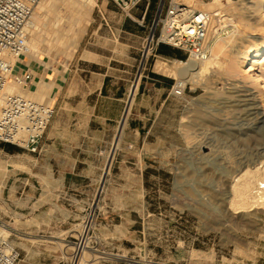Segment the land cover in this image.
<instances>
[{
	"label": "rangeland",
	"instance_id": "rangeland-1",
	"mask_svg": "<svg viewBox=\"0 0 264 264\" xmlns=\"http://www.w3.org/2000/svg\"><path fill=\"white\" fill-rule=\"evenodd\" d=\"M160 1H150L147 10L143 5L129 17L111 1L96 0L76 42L70 38L79 30L80 15L69 1L44 0L35 7L34 19L41 18L50 28L39 29L38 49L28 46L21 60L66 77L60 92L53 90L55 83L43 101L55 104L57 123L70 111L75 113L82 99H93L91 92L101 85L106 94L122 98L124 109L136 84L137 90L118 145L115 137L112 145L100 150L105 167L95 172L96 183L70 181V192L83 201L36 204V155L13 146L6 150L0 144V228L18 249L16 264H78L81 257L73 258L74 243L82 235L87 248L79 264H264V209L236 213V205L230 203L233 178L245 169L243 165L264 161V124L254 120L264 112L262 83L245 80L238 70L240 74L226 71L220 61L201 84L187 83L182 98L173 96L177 80L155 72L154 64L157 60L185 62L186 55L170 48L168 55L155 53L146 65L141 62ZM170 1L164 0V9ZM211 1L192 0L194 4ZM232 1L221 2L227 20L218 17L215 41L225 38L230 45L239 36L261 38L252 24L260 14L252 13L256 19L250 25L244 17L247 10L241 8L243 1ZM55 7L60 10L56 17L51 14ZM255 68L259 70V65ZM44 77L48 78L46 73ZM231 81L242 85L238 95L252 93L255 98L224 99L230 90L221 87H229ZM33 88L34 84L27 90ZM141 95L152 104L167 102L159 116L158 105L146 113V123L155 122L143 154L134 156L121 151L125 138H132L129 123ZM133 141L126 146L132 148ZM123 160L141 162L143 167L120 166ZM23 178L34 184L11 185Z\"/></svg>",
	"mask_w": 264,
	"mask_h": 264
},
{
	"label": "built area",
	"instance_id": "built-area-1",
	"mask_svg": "<svg viewBox=\"0 0 264 264\" xmlns=\"http://www.w3.org/2000/svg\"><path fill=\"white\" fill-rule=\"evenodd\" d=\"M109 1L131 17V13L143 5L147 10L151 0ZM39 2L40 0H0V144L17 147L30 154L39 152L40 141L56 114L55 104L37 102L19 94L6 95L5 90L12 84L25 90L33 82L32 71L20 67V64L28 51L27 25ZM145 12L141 17L142 21ZM212 17V12L195 10L175 0L170 1L164 9V0H161L153 20V28L141 50L142 64L146 65L160 46L184 53L185 62L190 59L199 62L207 60L216 39ZM185 90L186 84L180 80L175 81L172 86L173 96L176 98H182ZM128 148L131 149V146ZM74 245L73 258L78 259L87 248L84 236ZM19 256L11 236L0 237V264H16Z\"/></svg>",
	"mask_w": 264,
	"mask_h": 264
},
{
	"label": "crops",
	"instance_id": "crops-1",
	"mask_svg": "<svg viewBox=\"0 0 264 264\" xmlns=\"http://www.w3.org/2000/svg\"><path fill=\"white\" fill-rule=\"evenodd\" d=\"M170 50L165 46L160 47ZM174 50V49H173ZM176 52V51H175ZM175 52L171 55L175 56ZM22 68H28L32 71L33 82L28 89L39 80L40 75L46 73L48 79L56 83L54 91L59 93L66 77L61 73L50 74L36 63L28 61L27 64H20ZM95 94L93 99L84 98L79 107L70 111L69 116L63 122L53 121L50 128L46 131L39 144V152L36 154V204L44 206L63 200L83 201L77 199L78 195L72 194L70 181L75 179L82 185L87 183L95 184V172L104 170L105 158L103 151H100L104 145H112V141L118 133V127L124 113V102L119 95H108L105 93L104 85L92 91ZM167 99L157 100L153 104L147 102L141 95L138 103L135 105L132 123H129V130L132 132V138H125L122 153H130L134 156L143 154V147L147 146V139L152 131V124L145 117L147 112H153L158 105L159 116L162 107ZM145 120V121H144ZM134 140V141H133ZM129 141L134 142V146L129 149L126 145ZM141 143V145H140ZM62 145L61 149L58 146ZM129 164L133 167L129 169H139L143 164L140 162H119L120 166ZM89 171L94 172L89 176ZM34 180L23 178L17 179L11 185L31 186ZM25 193V190H22ZM43 202V203H42Z\"/></svg>",
	"mask_w": 264,
	"mask_h": 264
},
{
	"label": "bare ground",
	"instance_id": "bare-ground-1",
	"mask_svg": "<svg viewBox=\"0 0 264 264\" xmlns=\"http://www.w3.org/2000/svg\"><path fill=\"white\" fill-rule=\"evenodd\" d=\"M43 1L44 0H42V2H39V5H40V3L42 4ZM67 1H69V3L71 4L70 5L68 3L69 6H72L73 10L76 11V13L80 15V16H78V18H77L78 20L76 21L77 22L76 24H78L79 30L78 31L75 30L76 32H74L70 38L71 41L76 42L81 36L82 28H84V23H86L88 21V18H86V17L89 16L92 9L96 6V0H67ZM176 1L180 2L184 5H188L189 7H192V8L194 6L195 10L212 12L213 13L212 28H213V31L215 33V37L219 34V32H218L219 30H218V28H216L218 26L216 24L218 21V17L220 18V16L221 17L224 16L223 18L225 19V15H227V14H224L221 10L222 0H212L211 2H209L207 4H201L202 2L199 4H194L192 2V0H176ZM224 1L226 4L233 3L232 0H224ZM241 1H243L241 3L243 5L241 8L245 9V11L247 10V12H246L247 14L245 12H243L241 15V18L243 17V15L245 13L246 14V16H244L246 18L245 20L250 21L251 19L254 18L255 13L260 14L259 15L260 18L259 19L254 18L256 20L253 21L252 24L254 25V27H256L258 29V31L261 32V34H259V35H261V38L260 37L259 38H256V37L251 38V36H249V37L239 36L230 45L225 44L226 43L225 38H218L214 42L213 48L211 50V52L212 51L213 52H212L210 58H208L207 60L202 61V62L196 61L194 59H190L187 62H181L178 60H174L171 62V64H168L167 62H165L163 60H157L154 64V71L157 73H160L162 75L173 77L177 81L180 80L184 84L191 83L193 85H199L202 83L203 78L207 74H210L212 72V70L214 71V69L216 67H218V65L221 61L222 64H224L226 71L231 72V73H236V71L238 70L239 72H241V76L244 79L247 78V79L251 80V82H253V84H257V85H260V83H262L261 88L264 89V0H248L246 2H244V0H241ZM47 3L48 2H46V5H47ZM57 4H59V2ZM62 4H64V3H62ZM62 4H61V6H62ZM37 6H38V4H37ZM56 6H58V5H56ZM51 8H52V6H51ZM241 8H240V10H242ZM224 9L226 10V8H224ZM235 9H236V7H235ZM225 10H223V11H225ZM235 11H238V10H235ZM221 12L224 15H220ZM253 12H254V14H252ZM54 13H56V14H54ZM39 14H40V12H39ZM51 14L52 15L54 14V17H56L60 14V10H58V8L55 7L51 11ZM47 15H49V14H47ZM236 15H238V14H236ZM228 16L231 17L232 13L231 14L228 13ZM34 17L35 16H34V12H33V15L30 19V22L27 25L28 46H29L30 50L32 49V47L38 49V47L40 45V37L42 35H40L41 32L39 29L48 30L50 28V26L48 24L42 23L41 18H40V20H41L40 21V20H38V17L36 19H34ZM230 17H228V18H230ZM230 19H228V21ZM221 20H222V18H221ZM225 20H227V19H225ZM240 20H242V19H240ZM33 21H35V22H33ZM237 22H238V19H237ZM241 22H239V23L241 24ZM233 24H235V23H233ZM250 25H251V21H250ZM49 34H51V31L47 33V35H49ZM252 35H257V34H252ZM29 36H30V39H29ZM220 43H223V44H220ZM256 65H259V70L255 68ZM40 78H41V75H40ZM232 83H228V85H230L229 87H221V88H223V90H225V89L230 90L228 92L230 94L225 96L224 99L231 100L234 97H240V96L251 97V99L255 98L252 93H246V94L238 95L237 92L239 90L237 88L242 87V85L240 86L239 83H235V84L234 83L232 84ZM54 84H55V82H52L47 77H44L42 80L39 79V82H37L36 84L34 83V88L31 90H27V89L22 90L19 86L12 84L6 88L5 94L6 95L19 94V95H22V96L27 97L29 99L35 100L37 102H43V101H45V97L51 93V90L54 87ZM136 90H137V84L135 86H133V88L130 91L129 97L127 98L128 101H127L126 111L124 114L123 121L120 124V126L118 127V133L116 135L117 138L115 141V145H118L119 140L121 138V134H122L123 128L125 126V122H126V117L129 113L130 107L132 105L134 96L136 94ZM235 93H236V95H235ZM53 94H54V92H53ZM262 97H264V96H262ZM215 98H217V97H215ZM1 106H2V102H0V108H1ZM254 120H257L258 123H260V124H264V112L259 113ZM262 157H264V156H262ZM247 163H246V165H243V168L245 167V169H243V170L241 169L239 175L238 176L236 175V177H238V178L236 180L233 178L234 183H232V186H231L232 187V191H231L232 197L230 198V203L233 205H236L235 211L238 210L236 213H243L245 211L247 212V210L253 211V209H264V161L254 162V163H250V164H247ZM105 172H107V170H105ZM5 236H7V231L0 228V237H5ZM80 260H82V256L79 259V262L82 263L83 260L82 261H80ZM79 262H78V264H79Z\"/></svg>",
	"mask_w": 264,
	"mask_h": 264
},
{
	"label": "trees",
	"instance_id": "trees-1",
	"mask_svg": "<svg viewBox=\"0 0 264 264\" xmlns=\"http://www.w3.org/2000/svg\"><path fill=\"white\" fill-rule=\"evenodd\" d=\"M154 1L155 0H151V2L152 3H154ZM160 47H162V46H160ZM158 48V51H157V53H159V54H166V55H168V51L166 50V49H161V48ZM166 48H168L169 50H170V47H167V46H165ZM172 49V48H171ZM2 145V147L4 148V149H9L10 147H12V146H10V145H6V144H1Z\"/></svg>",
	"mask_w": 264,
	"mask_h": 264
},
{
	"label": "water",
	"instance_id": "water-1",
	"mask_svg": "<svg viewBox=\"0 0 264 264\" xmlns=\"http://www.w3.org/2000/svg\"><path fill=\"white\" fill-rule=\"evenodd\" d=\"M116 139V138H115ZM114 143H115V140H114Z\"/></svg>",
	"mask_w": 264,
	"mask_h": 264
}]
</instances>
